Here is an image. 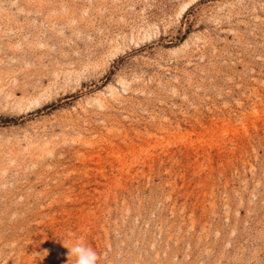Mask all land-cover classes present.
<instances>
[{"label": "rangeland", "instance_id": "374dc122", "mask_svg": "<svg viewBox=\"0 0 264 264\" xmlns=\"http://www.w3.org/2000/svg\"><path fill=\"white\" fill-rule=\"evenodd\" d=\"M264 264V0H0V264Z\"/></svg>", "mask_w": 264, "mask_h": 264}, {"label": "clouds", "instance_id": "9594fccd", "mask_svg": "<svg viewBox=\"0 0 264 264\" xmlns=\"http://www.w3.org/2000/svg\"><path fill=\"white\" fill-rule=\"evenodd\" d=\"M69 256L74 258V264H98L97 252L88 245L76 241L69 248Z\"/></svg>", "mask_w": 264, "mask_h": 264}]
</instances>
